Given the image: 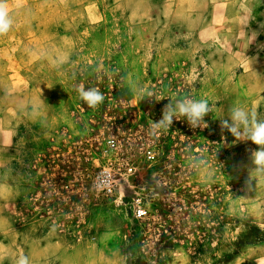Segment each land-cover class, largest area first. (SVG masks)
I'll return each mask as SVG.
<instances>
[{
  "label": "rangeland",
  "instance_id": "rangeland-1",
  "mask_svg": "<svg viewBox=\"0 0 264 264\" xmlns=\"http://www.w3.org/2000/svg\"><path fill=\"white\" fill-rule=\"evenodd\" d=\"M8 2L0 264L22 255L29 264H255L264 252V175L251 162L259 146L220 119L234 103L264 114V0ZM80 84L104 102L89 107ZM141 86L154 95L137 96ZM185 97L209 101L208 126L181 117L153 135L171 99ZM107 172L111 196L97 187Z\"/></svg>",
  "mask_w": 264,
  "mask_h": 264
},
{
  "label": "clouds",
  "instance_id": "clouds-1",
  "mask_svg": "<svg viewBox=\"0 0 264 264\" xmlns=\"http://www.w3.org/2000/svg\"><path fill=\"white\" fill-rule=\"evenodd\" d=\"M14 26V18L10 11L8 0H0V35H5ZM80 98L91 108H95L104 102V94L95 87L85 88L80 84L77 89ZM139 97L151 98L154 93L144 87L135 89ZM212 111L207 99H194L185 97L172 100L163 111L162 119L152 122L150 132L153 135L172 126L173 120H180L183 117L192 128L204 127L205 116ZM222 129H227L238 141H251L259 146L258 150L251 153V162L255 166L252 172L264 175V114L258 113L255 107H246L234 103L227 110V118L220 119ZM194 167L199 171L202 178L212 180L214 169L203 157H195ZM251 172V173H252ZM16 264H29L27 256H20ZM255 264H264V252H257Z\"/></svg>",
  "mask_w": 264,
  "mask_h": 264
},
{
  "label": "built area",
  "instance_id": "built-area-1",
  "mask_svg": "<svg viewBox=\"0 0 264 264\" xmlns=\"http://www.w3.org/2000/svg\"><path fill=\"white\" fill-rule=\"evenodd\" d=\"M108 145L111 148H114L116 146L114 141H109ZM153 158H154L153 156L151 155L149 156V159H153ZM129 171H132V169H130ZM97 187L100 190V192H103L105 195L107 196L113 195L116 189V181L114 176L109 172L105 173L102 181L99 184L97 183ZM137 214L140 218H142L147 215V211L143 208H140L137 210Z\"/></svg>",
  "mask_w": 264,
  "mask_h": 264
}]
</instances>
